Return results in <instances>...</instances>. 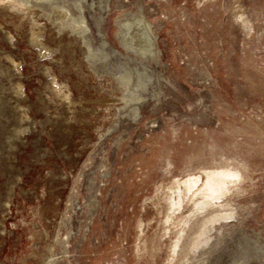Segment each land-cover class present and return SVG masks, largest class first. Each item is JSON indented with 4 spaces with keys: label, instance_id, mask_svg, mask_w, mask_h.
Wrapping results in <instances>:
<instances>
[{
    "label": "rangeland",
    "instance_id": "374dc122",
    "mask_svg": "<svg viewBox=\"0 0 264 264\" xmlns=\"http://www.w3.org/2000/svg\"><path fill=\"white\" fill-rule=\"evenodd\" d=\"M0 26V264H264V0H0Z\"/></svg>",
    "mask_w": 264,
    "mask_h": 264
},
{
    "label": "bare ground",
    "instance_id": "6f19581e",
    "mask_svg": "<svg viewBox=\"0 0 264 264\" xmlns=\"http://www.w3.org/2000/svg\"><path fill=\"white\" fill-rule=\"evenodd\" d=\"M8 7V6H7ZM9 10H11V12H14L15 10H14V5H12L11 3H9ZM5 8H3V10H4ZM6 10V9H5ZM30 24L28 25L29 27H30V37H29V40H30V43L32 44V45H35L36 47H38V50H39V53H40V55L41 56H46V55H50L51 53H52V49H49L46 45H44V43H43V41H42V35L37 31L38 29H36V27H35V22H34V17H32L31 15H30ZM1 27V26H0ZM2 30V29H1ZM136 31V30H135ZM134 31V32H135ZM24 32V31H23ZM139 33V32H138ZM142 33V32H141ZM27 35H28V33H27ZM24 36V35H23ZM148 36V35H147ZM11 37V36H10ZM138 37V36H137ZM26 38V37H25ZM135 38V37H134ZM138 38H140V37H138ZM141 39V38H140ZM140 39H138V40H140ZM8 42V41H7ZM8 43H10V42H8ZM17 43V42H16ZM143 43V42H142ZM10 46V45H9ZM15 46V45H14ZM11 47V46H10ZM55 60V59H54ZM47 61H49V60H47ZM51 61V60H50ZM39 62V61H38ZM54 62V61H53ZM59 63V62H58ZM41 64H42V62H41ZM56 64V63H55ZM44 65V64H43ZM45 66V65H44ZM45 69V68H44ZM47 69H49L48 67H47ZM49 71V70H48ZM37 73V72H36ZM39 74H41V73H39ZM52 74V73H51ZM46 75H47V77H48V79H50V81H51V83H54L53 84V86L51 87L52 88V92L56 95V96H59L60 98H61V100H68V94L67 93H65V90H64V88L62 87V86H60L59 84H57V83H55V80H54V78L48 73H46ZM56 76V75H55ZM54 76V77H55ZM45 80V79H44ZM67 80V79H66ZM39 81V80H38ZM46 82V81H45ZM39 83V82H38ZM64 83V82H63ZM50 84V83H49ZM51 85V84H50ZM65 85V84H64ZM68 87H69V85H68ZM69 89V88H68ZM41 90V89H40ZM36 91H37V89H36ZM43 91V90H42ZM45 91V90H44ZM47 91V90H46ZM35 92V91H34ZM48 92V91H47ZM40 93V92H39ZM42 93V92H41ZM47 94V93H46ZM71 96V95H70ZM53 97V96H52ZM42 98V97H41ZM44 98V97H43ZM38 99V98H37ZM45 99V98H44ZM53 99V98H52ZM82 99V98H81ZM42 100V99H41ZM40 100V101H41ZM58 100V99H57ZM57 100H56V102H57ZM87 100V99H86ZM85 100V101H86ZM46 101V100H45ZM60 101V100H59ZM74 101V100H73ZM88 101V100H87ZM72 102V101H71ZM77 102H79V99H78V101ZM82 102V101H81ZM51 103V102H50ZM86 103V102H85ZM67 104V103H66ZM74 104V103H73ZM86 104H88V103H86ZM55 105H57V104H55ZM59 105V104H58ZM64 105V104H63ZM43 106V105H42ZM42 106H40V107H42ZM72 106V105H71ZM70 106V107H71ZM80 106V105H79ZM82 106V105H81ZM49 107V106H48ZM84 107V106H83ZM52 108V107H51ZM61 108V107H60ZM66 108V107H65ZM73 108H75V107H73ZM80 108V107H79ZM82 108V107H81ZM43 109H46V108H43ZM64 109V108H63ZM67 110V109H66ZM77 110V109H76ZM83 110V109H82ZM81 110V111H82ZM54 111V110H53ZM60 111V110H59ZM94 111H95V109H94ZM52 112V111H51ZM55 112H56V109H55ZM54 112V113H55ZM65 112H67V111H65ZM79 112V111H78ZM78 112H77V114H78ZM43 113V112H42ZM48 113V112H47ZM58 113V112H57ZM60 113V112H59ZM92 113H93V110H92ZM24 114V113H23ZM23 114H22V116H23ZM44 114V113H43ZM73 114V113H72ZM81 114V113H80ZM76 115V114H75ZM46 116V115H45ZM61 116H63L62 114H61ZM65 116V115H64ZM69 117V116H68ZM44 118V117H43ZM47 118V117H46ZM73 118H75V117H73ZM48 119V118H47ZM76 119V118H75ZM74 119V120H75ZM82 119V118H81ZM45 120V119H44ZM59 120H61L60 118H59ZM51 122H52V120H51ZM74 122H76V121H74ZM73 122V123H74ZM88 122V121H87ZM63 123V122H62ZM46 124V123H45ZM64 124V123H63ZM71 124V123H70ZM60 125V124H59ZM51 126H52V124H51ZM50 126V127H51ZM64 126V125H63ZM66 126V125H65ZM59 127V126H58ZM56 128V127H55ZM66 128V127H65ZM65 128L63 127V130H65ZM57 129V128H56ZM59 129V128H58ZM69 130H70V128H69ZM66 131V130H65ZM68 132V131H67ZM65 133V132H64ZM69 133V132H68ZM71 133V132H70ZM69 133V134H70ZM82 133V132H81ZM84 133V132H83ZM59 134V133H58ZM62 135V134H61ZM66 135V134H65ZM64 136V135H63ZM81 137V136H80ZM71 138V137H70ZM74 138V137H73ZM82 138V137H81ZM73 140V139H72ZM66 141H68V140H66ZM69 142V141H68ZM66 145V144H65ZM64 145V146H65ZM64 152H65V150H64ZM64 154V153H63ZM79 154V153H78ZM80 155V154H79ZM64 156H65V154H64ZM66 156H67V154H66ZM63 158H65V157H63ZM67 160V159H66ZM66 175V174H65ZM63 179V178H62ZM65 180V179H64ZM64 185H66V184H64ZM63 186V185H62ZM51 191V190H50ZM58 201H59V199H58ZM47 220V219H46ZM47 221H49V220H47ZM46 234V233H45ZM48 236V235H47ZM34 248H37V247H34Z\"/></svg>",
    "mask_w": 264,
    "mask_h": 264
},
{
    "label": "water",
    "instance_id": "95a60500",
    "mask_svg": "<svg viewBox=\"0 0 264 264\" xmlns=\"http://www.w3.org/2000/svg\"><path fill=\"white\" fill-rule=\"evenodd\" d=\"M0 210H1V200H0Z\"/></svg>",
    "mask_w": 264,
    "mask_h": 264
}]
</instances>
